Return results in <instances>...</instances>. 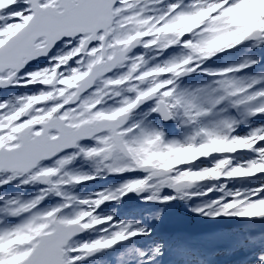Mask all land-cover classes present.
Listing matches in <instances>:
<instances>
[{"label":"snow or ice","instance_id":"6c2138e0","mask_svg":"<svg viewBox=\"0 0 264 264\" xmlns=\"http://www.w3.org/2000/svg\"><path fill=\"white\" fill-rule=\"evenodd\" d=\"M0 264H264V0H0Z\"/></svg>","mask_w":264,"mask_h":264},{"label":"rangeland","instance_id":"374dc122","mask_svg":"<svg viewBox=\"0 0 264 264\" xmlns=\"http://www.w3.org/2000/svg\"><path fill=\"white\" fill-rule=\"evenodd\" d=\"M132 206H135L134 204ZM174 215L178 218H181L182 221H183V225L186 226V225H189V224H196L194 218L188 216L182 208L178 207L176 210H175V213Z\"/></svg>","mask_w":264,"mask_h":264},{"label":"water","instance_id":"95a60500","mask_svg":"<svg viewBox=\"0 0 264 264\" xmlns=\"http://www.w3.org/2000/svg\"><path fill=\"white\" fill-rule=\"evenodd\" d=\"M187 229H189V230H199L200 229V225H198V224H189V225H186L185 226Z\"/></svg>","mask_w":264,"mask_h":264}]
</instances>
